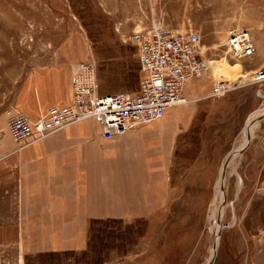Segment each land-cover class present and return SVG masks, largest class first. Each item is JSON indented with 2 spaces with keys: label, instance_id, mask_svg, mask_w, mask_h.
I'll return each instance as SVG.
<instances>
[{
  "label": "rangeland",
  "instance_id": "1",
  "mask_svg": "<svg viewBox=\"0 0 264 264\" xmlns=\"http://www.w3.org/2000/svg\"><path fill=\"white\" fill-rule=\"evenodd\" d=\"M154 24L198 33L209 66L204 77L226 88L242 81L244 93L237 96L235 89L232 97L196 103L186 126L170 135V158L158 168L162 188L154 167L146 166L145 199L136 191L139 197H130L123 214L93 220L83 250L0 247V264H264V118L252 124L244 151L230 158L222 199L217 190L250 115L264 107V76L258 77L264 73V0H0V121L4 117L7 127L5 111L27 70L62 46L75 47L80 62L93 64L100 93L137 92L132 35ZM231 29L246 31L252 46L237 57L227 53ZM155 123L105 138L88 118L51 134L79 125L75 132L114 141L148 137ZM11 198L14 192L0 189L1 226L12 219Z\"/></svg>",
  "mask_w": 264,
  "mask_h": 264
},
{
  "label": "crops",
  "instance_id": "2",
  "mask_svg": "<svg viewBox=\"0 0 264 264\" xmlns=\"http://www.w3.org/2000/svg\"><path fill=\"white\" fill-rule=\"evenodd\" d=\"M79 53L75 47L62 46L52 59L27 70L9 108L34 120L52 106L69 104L73 69L81 59ZM216 82L211 84V78L204 77L187 83L184 95L189 103L167 109L164 117L155 121L148 137L104 141L93 133L75 132L80 129L76 125L20 150L3 117L0 189L15 193V198H11L15 209L11 221L0 225V247L9 246L17 253L83 250L93 220L123 214L130 197L138 198L140 190L145 199L146 166L154 167V181L159 183L158 189L162 188L158 177L162 170L158 168L170 158L171 133L186 126L196 103L216 98L212 96ZM242 83L228 87L223 96H234L229 92L235 89L237 96L244 93L246 86ZM136 201L135 204L141 203Z\"/></svg>",
  "mask_w": 264,
  "mask_h": 264
},
{
  "label": "built area",
  "instance_id": "3",
  "mask_svg": "<svg viewBox=\"0 0 264 264\" xmlns=\"http://www.w3.org/2000/svg\"><path fill=\"white\" fill-rule=\"evenodd\" d=\"M132 42L137 49V92L100 93L93 64L79 62L72 73L69 104L52 106L34 120L6 109L7 127L19 148L88 118L100 125L105 138L158 121L167 109L186 101L184 87L187 83L203 78L208 72L198 33L174 31L154 24L134 33ZM226 46L227 53L235 57L252 47L247 32L236 29L228 31ZM262 73L258 72V77ZM227 89L223 83H218L212 96L220 98Z\"/></svg>",
  "mask_w": 264,
  "mask_h": 264
},
{
  "label": "bare ground",
  "instance_id": "4",
  "mask_svg": "<svg viewBox=\"0 0 264 264\" xmlns=\"http://www.w3.org/2000/svg\"><path fill=\"white\" fill-rule=\"evenodd\" d=\"M264 73H262L260 76L261 77H263L264 75H263ZM201 79V78H200ZM199 80V79H198ZM196 81V80H195ZM219 86V85H218ZM187 102V99H186V101L184 102V103H182V104H185ZM182 104H179V105H182ZM179 105H177V106H179ZM173 107H175V106H173ZM171 108V107H170ZM262 113H264V107H263V109L262 110H259V111H256V112H254L252 115H250V117H249V119H248V121H247V124H246V126H245V129H244V132H243V137H242V140H241V143H240V145H239V147L236 149L237 151H239L242 147H244L246 144H247V142H248V139H247V133H251L252 132V129H253V127H254V125H252L251 123H252V121L258 116V115H261ZM164 117V116H163ZM235 150V152H237ZM233 152V151H232ZM235 155H237V154H235ZM235 155H233V156H235ZM226 174V173H225ZM220 185H221V180H219L218 181V195H219V197H221L220 199H222V195H223V192L221 191V189H219V187H220ZM218 209H219V211H218ZM218 211V213H219V216L220 215H222V211H220V208H218L217 206H216V209H215V213ZM221 217V216H220ZM219 217V218H220ZM216 222V221H215ZM217 223V222H216ZM218 225V224H217ZM212 254V253H211ZM213 256V255H212ZM211 256V257H212ZM211 260V259H210ZM209 263V262H208Z\"/></svg>",
  "mask_w": 264,
  "mask_h": 264
},
{
  "label": "water",
  "instance_id": "5",
  "mask_svg": "<svg viewBox=\"0 0 264 264\" xmlns=\"http://www.w3.org/2000/svg\"><path fill=\"white\" fill-rule=\"evenodd\" d=\"M262 118H264V113H262L261 115H258V116L252 121L251 124L258 122V121L261 120ZM250 138H251L250 133H247V139H248V142H247V143H249ZM246 145H247V144H246ZM246 145H245L244 147H242L239 151H237V152H231V153L227 156V158H226V160H225V162H224V164H223V166H222V169H221V185H220L221 191H223V179H224V177H225V169H226V167H227V164H228L230 158L233 157V155H235V154H240V153H242V152L244 151ZM215 245H216V244H214V249H215ZM208 264H213V259H211V261H210Z\"/></svg>",
  "mask_w": 264,
  "mask_h": 264
}]
</instances>
